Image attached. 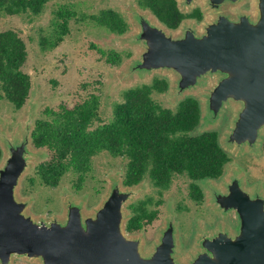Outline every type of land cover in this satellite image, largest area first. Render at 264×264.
Masks as SVG:
<instances>
[{"label":"water","instance_id":"water-1","mask_svg":"<svg viewBox=\"0 0 264 264\" xmlns=\"http://www.w3.org/2000/svg\"><path fill=\"white\" fill-rule=\"evenodd\" d=\"M179 1L178 7L185 13L181 6L190 8L199 0ZM247 1L252 2L248 12L223 7L225 3ZM204 3L211 20L200 29L189 23L191 26H183L177 34L173 32L177 28L167 27L150 10L132 6L130 14L139 32L131 42L142 49L122 70L121 82L155 72L171 75L174 93L169 102L174 106L200 91L197 133L218 127L224 104L238 102L219 142L234 156L243 151L259 155L264 139V0ZM201 77L207 78L206 86L199 90L196 84ZM25 120L24 124L21 121L24 135L18 142L9 139L4 143V136H0L6 144L4 155L0 145V264H12L15 257L33 264H178V226L172 211H168L170 215L147 255L139 249L144 239L125 233V205L141 183L123 189V179H114L91 212H87L84 199L70 198L63 222L56 217L35 220L25 215L28 201H18L15 190L31 166V128L36 125H31L29 117ZM236 168L229 166L226 177L210 191L207 184L213 179L201 181L213 211L220 208L217 213L235 215V220L230 227L199 230L189 264H264V193L244 188Z\"/></svg>","mask_w":264,"mask_h":264},{"label":"rangeland","instance_id":"rangeland-1","mask_svg":"<svg viewBox=\"0 0 264 264\" xmlns=\"http://www.w3.org/2000/svg\"><path fill=\"white\" fill-rule=\"evenodd\" d=\"M178 2L180 1L178 0ZM136 5L138 6L136 0H49L39 14L28 11L15 15L3 14L0 17V30L15 29L25 40L28 47V59L24 69L30 74L32 80L31 94L22 108L15 109L8 100L0 99V136H4V143L9 139L12 143L18 142L19 138L24 135L25 129L21 121L24 124L25 119L29 117L32 125L36 123L37 119L46 117L45 110L47 108H58L60 104L64 103L72 105L79 94L86 95L91 92L99 94L100 115L103 121H110L113 118L114 106L123 101L125 90L138 84L151 83L156 76L166 78L170 86L165 92L154 93L155 99L164 106H177L171 105L169 102L172 99V92L174 93L172 91L174 79L171 75L167 76L159 71L160 73L155 72L146 77L134 78L126 83L121 82L123 80L122 70L140 54L142 49L141 46H135L131 42L139 32L129 10ZM250 5L252 2L247 1L233 5L225 3L223 7L232 8L240 13L251 11ZM61 7L75 11L76 16L70 19V33L59 45L51 47L48 45L49 42L47 43L44 39L51 36L57 27V12ZM110 8L122 12L128 20L130 27L125 34H115L106 27L93 22L89 17L91 14H99L102 9ZM181 9L185 13L199 9L203 18L201 20L197 18L184 19L181 25L173 31L175 34L179 33L183 26H191L189 23L196 24L195 27L200 29L211 20V15L205 11L204 0L197 1L190 8L181 6ZM93 43L105 50H115L121 53V62L114 65L106 63L105 58H102L101 54L91 47ZM42 44H45V48ZM139 72V74L143 73ZM203 78L201 77L196 84L199 90L206 86L207 78ZM213 82L214 79L209 82V85ZM198 94L200 91L191 96L199 99ZM235 103L238 102H226L220 112V125L214 128V130H218L219 136L230 124ZM34 128H31V132ZM3 142L0 141V145L4 155L6 144ZM258 145L259 142L256 146L257 149ZM30 147L33 151L30 159L31 166L16 188L15 197L18 201L20 198L28 201L24 213L35 220H49L56 217L60 222H63L67 219L70 198L84 199L87 212H91L108 193L114 179H120L122 182L127 160L102 152L93 157L91 171L82 183L78 182V174L67 172L62 176L57 186L46 185L42 183L37 173V166L41 162L49 160L51 152L45 147H35L32 141ZM259 147L261 150L259 155L249 151L240 152L236 156L230 153L232 160L226 166L224 176L219 181L213 180V183H208V191L216 187L217 183L226 177L229 166L236 165L235 173L240 176L244 188L250 191L261 190L264 193V139ZM243 148L241 147L240 150H244ZM201 181L203 180H200L199 183L205 193L202 201H197L189 195L190 181L186 176L176 177L170 188L163 191L158 190L148 179L136 187L138 189L135 191L133 199L125 205L124 227L126 228L129 219L134 215V207L139 206L141 202H145L149 209L158 211L155 220L145 224L142 229L131 233L127 231V228L125 230L129 237L144 239L139 247L142 255H147L146 252L152 250L155 244L153 242L165 224V217L170 215L168 211L174 213V225L178 226L179 231L177 234L176 227L175 258L178 264H189L196 238L200 234L199 230L205 228L211 231L214 228L205 222L206 208L210 209L208 218L215 222V227L234 225V221L231 222V217H226L224 213L220 212V208L213 211L210 203L207 204L206 190ZM124 186H122L123 189H125ZM218 209L220 210L217 213ZM32 262L25 258L15 257L12 264ZM35 264H39V262Z\"/></svg>","mask_w":264,"mask_h":264},{"label":"trees","instance_id":"trees-1","mask_svg":"<svg viewBox=\"0 0 264 264\" xmlns=\"http://www.w3.org/2000/svg\"><path fill=\"white\" fill-rule=\"evenodd\" d=\"M48 1L0 0V17L28 11L39 14ZM136 2L172 29L186 18L202 15L199 9L183 13L177 0ZM57 16L54 32L44 37L51 47L59 45L70 33L69 22L76 12L61 7ZM89 17L118 35L125 34L130 27L124 14L112 8ZM42 46L45 48V44ZM91 47L106 63L121 62V53L94 43ZM27 59L28 47L20 33L12 28L0 30V99L5 98L15 109L25 105L32 90L31 76L24 69ZM168 86L166 78L156 76L151 83L130 87L124 91L123 101L114 106L113 118L106 122L100 115V95L96 92L79 94L72 105L47 108L46 117L37 119L32 131L33 145L51 152L50 159L37 166L42 183L57 186L67 172L78 174V182L82 183L91 171L93 157L107 152L127 160L123 185L133 186L148 179L163 191L170 188L176 177L186 176L190 181L189 195L202 201L204 194L199 181L222 176L232 156L221 146L217 131L196 132L201 118L197 97L188 96L175 107L164 106L155 99L154 93L165 92ZM134 209L126 226L131 231L142 229L158 215L145 202Z\"/></svg>","mask_w":264,"mask_h":264},{"label":"flooded vegetation","instance_id":"flooded-vegetation-1","mask_svg":"<svg viewBox=\"0 0 264 264\" xmlns=\"http://www.w3.org/2000/svg\"><path fill=\"white\" fill-rule=\"evenodd\" d=\"M250 6H251V5H250ZM193 11H194V10H193ZM193 11H192V12H193ZM192 12H191V13H192ZM189 18H197L198 20H201L203 17H202V15H201V17H189ZM215 131H216V130H215ZM217 132H218V130H217ZM218 133H219V132H218ZM224 173H225V171H224ZM224 173L222 174V176H220V177H218V178H210V179L218 180V181H219V180L224 176ZM199 184H200V183H199ZM200 187H201V185H200ZM201 189H202V191H203V188H202V187H201ZM203 194H204V196H205L204 191H203ZM203 198H204V197H203ZM209 212H210V209H209V208H208V209L206 208V219H205V222H206V224H207L208 226H210V227L212 228V227H215V226H214V225H215V222H214L213 220H211V219L208 218ZM230 217H231V222L235 220V215H231ZM229 220H230V219H229ZM139 230H140V229H139ZM127 231L131 233V232H135V231H137V230H132V231H131V230H128V229H127Z\"/></svg>","mask_w":264,"mask_h":264}]
</instances>
